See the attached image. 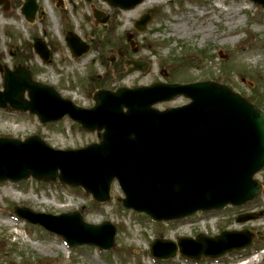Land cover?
Wrapping results in <instances>:
<instances>
[{"label": "rangeland", "instance_id": "obj_1", "mask_svg": "<svg viewBox=\"0 0 264 264\" xmlns=\"http://www.w3.org/2000/svg\"><path fill=\"white\" fill-rule=\"evenodd\" d=\"M24 1L8 0L7 12L0 6V91L3 69L12 71L18 66L28 69L33 81L53 87L62 98L84 108L93 106L97 90L113 92L154 83L212 81L227 86L264 112V9L247 0H144L152 2L148 9L141 4L129 11L113 10L101 0H35L37 16L30 24L20 13ZM95 11L107 18L105 25L97 23ZM144 14L152 21L138 33L134 23ZM225 17L233 18V22L227 23ZM197 22H206L209 33L188 30ZM230 31L233 33L229 35ZM69 32L90 45L88 54L79 60H74L66 47L64 40ZM128 35L132 37V48ZM38 39L50 51L49 65H44L33 51ZM128 60L145 63L146 71L126 75ZM187 103L177 98L154 108L164 111ZM31 136L57 150L84 148L100 139L96 133H85L65 119L41 125L28 114L0 111V138L22 141ZM255 180L262 194L246 210L256 209L254 212H262V216L249 224L235 223V218L245 212L243 209H227L181 222L153 223L121 207L123 195L116 183L105 204L95 203L81 189L64 185L32 180L3 183L0 264H191L179 256L155 262L149 254L150 244L155 239L176 242L179 237H214L223 231L244 229L257 234L252 248L193 264H237L248 258V264H264V253L254 255L264 250V169ZM15 207L51 216L76 211L87 224L108 222L117 229L114 247L106 253L89 247L68 249L59 237L18 220L13 213Z\"/></svg>", "mask_w": 264, "mask_h": 264}, {"label": "water", "instance_id": "obj_2", "mask_svg": "<svg viewBox=\"0 0 264 264\" xmlns=\"http://www.w3.org/2000/svg\"><path fill=\"white\" fill-rule=\"evenodd\" d=\"M102 1L112 8L130 10L143 0ZM249 1L264 8V0ZM2 3L7 10V2ZM35 12L34 0H27L21 10L25 19L32 22ZM94 15L101 24L106 22L100 20V13ZM150 22L145 15L135 29L143 32ZM66 44L75 59L88 52V46L72 33L66 37ZM34 50L49 63L43 42H35ZM132 64L130 73L145 71V65ZM177 97L191 102L164 112L152 109ZM93 100L94 108H78L51 87L35 83L27 69H5L0 109L8 105L12 112H28L43 125L67 117L85 132L97 131L101 141L83 149L60 151L36 136L23 142L0 138V183L30 178L60 183L82 188L94 201L106 203L116 180L125 196L122 206L154 222L183 220L227 205L241 207L260 195L261 187L252 178L264 168V113L227 87L213 82L154 84L132 90L120 88L114 93L99 91ZM15 213L60 236L70 248L87 245L109 251L114 246L116 228L108 222L88 225L77 212L50 216L15 209ZM257 218L244 216L237 223ZM254 238L253 231L244 230L224 232L215 238H180L177 244L155 240L151 255L168 260L179 252L193 261L217 259L251 247Z\"/></svg>", "mask_w": 264, "mask_h": 264}, {"label": "bare ground", "instance_id": "obj_3", "mask_svg": "<svg viewBox=\"0 0 264 264\" xmlns=\"http://www.w3.org/2000/svg\"><path fill=\"white\" fill-rule=\"evenodd\" d=\"M162 1L161 0H159L158 1V3H161ZM152 2H150V3H143L141 6L142 7H144V8H149V6H151L150 4H151ZM156 2H153V5L155 4ZM158 3H157V5H158ZM144 5V6H143ZM203 10V9H202ZM135 13V12H134ZM225 19H226V22L227 23H230V22H233V18L232 19H230V18H226L225 17ZM182 21H184L183 19H182ZM197 24L198 25H194V26H191V27H189V29L188 30H190V31H194V33H203V32H207V33H209V29H205L206 28V22H201V23H198L197 22ZM186 25H188L187 23H186ZM230 26H233V23H231L230 24ZM182 29V28H181ZM210 29H211V26H210ZM182 31V30H181ZM233 32L232 31H230L229 32V35L230 34H232ZM42 252L44 253V251L42 250Z\"/></svg>", "mask_w": 264, "mask_h": 264}]
</instances>
